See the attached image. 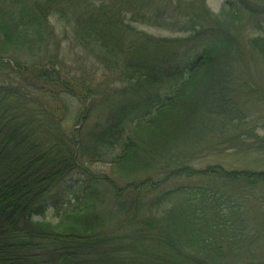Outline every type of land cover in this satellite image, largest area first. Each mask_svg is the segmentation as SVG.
<instances>
[{
    "label": "trees",
    "instance_id": "1",
    "mask_svg": "<svg viewBox=\"0 0 264 264\" xmlns=\"http://www.w3.org/2000/svg\"><path fill=\"white\" fill-rule=\"evenodd\" d=\"M52 18L120 85L94 101L83 79L64 82ZM244 68L246 81L234 75ZM263 78L264 0H226L217 14L205 0H0V264H241L234 196L260 185L264 198V169L212 163V183L195 180L198 152L178 147L244 123L234 84L264 104ZM56 84L91 102L72 131L46 109ZM113 150L111 173L90 167Z\"/></svg>",
    "mask_w": 264,
    "mask_h": 264
},
{
    "label": "rangeland",
    "instance_id": "2",
    "mask_svg": "<svg viewBox=\"0 0 264 264\" xmlns=\"http://www.w3.org/2000/svg\"><path fill=\"white\" fill-rule=\"evenodd\" d=\"M225 1L226 0H205V3L210 12L217 14ZM51 23L56 27L58 40L61 45L60 51L63 53L61 57L63 58L64 64H62V69L59 67V74L64 82L68 83V79L72 76L83 79L84 82L81 85L82 87H91L90 90L93 94V97H91L94 101L97 98L99 99L102 93L111 92L108 84H110L111 88L120 85L119 82H112L115 79L114 75H112L113 71L109 70V68L107 69L104 63L83 47L75 46L69 38L63 36L62 27L60 24H57L54 18L51 19ZM248 26L249 23L247 22L238 25L237 30L241 36L248 33L246 32ZM136 27L145 32V34L156 37H169L175 35L188 37L190 34V32L187 31L183 34L182 32L164 30L146 24H136ZM251 33L262 35L261 29L257 28H252ZM187 44L188 43L185 44V48L188 46ZM191 57H194V54H192ZM253 74L256 75L257 72L253 71ZM234 75L238 76L243 81L251 77V74H248L245 68L241 73L234 71ZM87 79H91L93 83L91 84ZM57 84L52 90L54 93L63 90L62 87ZM100 86L103 89L101 93H99L97 89V87ZM234 89L236 90V108L244 109L249 115L251 114L245 119L246 121L244 123L243 121L235 123L233 126L225 127L224 130L206 135L198 145L201 149L196 146H189L185 143L178 147L180 151H178V154L181 155L185 151L189 154V150L194 151V149L198 152L196 155L198 157L200 156V159L194 158L195 160H193L191 164L193 169L197 171L196 177L194 178L195 180L197 177H203V175H205L207 177L203 178V180H209L212 183L213 175L211 174L214 172V166H211L212 163L221 164L228 171L248 170L249 172H254L264 169V149L254 150L253 147L255 142H253V140H255V137L250 136L252 134H258L264 137V104L257 101L256 97L246 102V90L236 84H234ZM58 94V98L62 97L61 99L64 102L61 99L56 101L55 98L49 94H47V96L44 95V99L47 102L46 109L54 113L55 117L62 122V125L67 131H72L78 128V119L80 120L85 114L86 108L91 107V102L89 103V99H86L88 95L81 91H79L77 99L62 93ZM243 139L245 140L244 144L241 143ZM220 141H224V143L220 145ZM257 146L259 147L258 142ZM110 152L108 156H106V160L92 163L90 167L95 171L111 173L114 165L111 159L118 155V150ZM261 189L262 187L260 185L256 186V190L255 187H253L250 197L234 196L235 201L239 204V216L237 217L245 220V239L238 242L236 245L241 248V255L239 257V262L241 264H264V198L259 195ZM253 193L257 194L252 197ZM58 213L59 212L48 206L43 218L45 221L55 224L59 218Z\"/></svg>",
    "mask_w": 264,
    "mask_h": 264
}]
</instances>
